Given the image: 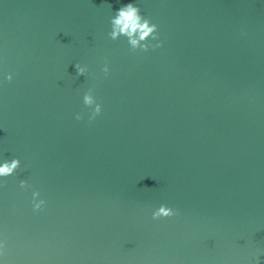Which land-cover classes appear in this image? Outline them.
<instances>
[{"label":"water","instance_id":"obj_1","mask_svg":"<svg viewBox=\"0 0 264 264\" xmlns=\"http://www.w3.org/2000/svg\"><path fill=\"white\" fill-rule=\"evenodd\" d=\"M121 2L0 0V260L264 264V0H139L147 51L108 37Z\"/></svg>","mask_w":264,"mask_h":264},{"label":"clouds","instance_id":"obj_2","mask_svg":"<svg viewBox=\"0 0 264 264\" xmlns=\"http://www.w3.org/2000/svg\"><path fill=\"white\" fill-rule=\"evenodd\" d=\"M108 37L112 40L124 38L131 51H147L149 48L155 49L162 46L163 41L159 39L158 24L153 22L151 17L145 15L141 11L139 0H123L120 6L116 8L109 17ZM77 75H87L89 72L88 65L77 61L74 65ZM102 72L105 77L110 73V67L107 62L102 65ZM13 74L11 72H0V84L4 80L11 81ZM82 103L89 110L88 120L91 121L101 113L102 104L94 95L93 88H88L82 96ZM84 112H76L74 118L83 120ZM19 157L6 159L0 157V178L7 177L20 166ZM4 184V180L0 179V186ZM21 187L27 186L26 180H20ZM46 204V200L40 196V191L35 189L32 191V207L34 210L41 209ZM178 209L167 204H160L156 207L151 215L153 219L161 217H170L178 214ZM2 247V244H0ZM258 260V256L256 258ZM0 264H4L0 260Z\"/></svg>","mask_w":264,"mask_h":264}]
</instances>
